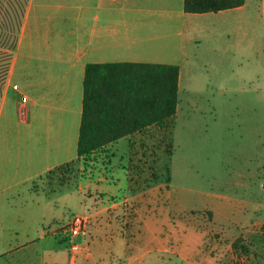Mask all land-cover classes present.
Listing matches in <instances>:
<instances>
[{
	"label": "crops",
	"instance_id": "1",
	"mask_svg": "<svg viewBox=\"0 0 264 264\" xmlns=\"http://www.w3.org/2000/svg\"><path fill=\"white\" fill-rule=\"evenodd\" d=\"M246 3L194 14L185 11V0H29L9 72L11 80L20 82L12 91L13 116L35 133L37 157L43 166L36 176L43 180L53 170L79 161L88 64L175 65L180 82L185 65L202 57L209 73L223 50L226 55L229 32L238 53ZM259 6L264 18V0H259ZM229 19L234 24L227 25ZM261 47L264 54V38ZM239 55L242 58V46ZM191 103L198 108L197 101ZM164 125L150 126L107 146L113 160L107 172L96 177L80 175L75 188H66L68 182H43L55 194L65 192L60 195L64 204L72 201L78 213L89 215L91 221L78 239L80 252L61 250L65 236L52 234L44 239L51 237L57 248L48 249L40 263L26 264H135L147 255L150 264L158 263V253L163 251L158 211L164 200L163 182L157 179L156 144ZM210 207L221 211L220 223L235 222L226 213L228 201ZM225 232L226 237L234 235ZM141 244L145 249L140 256ZM208 246L202 259L182 258L188 264L214 263L211 254L217 261L226 260L224 246L210 241Z\"/></svg>",
	"mask_w": 264,
	"mask_h": 264
},
{
	"label": "rangeland",
	"instance_id": "2",
	"mask_svg": "<svg viewBox=\"0 0 264 264\" xmlns=\"http://www.w3.org/2000/svg\"><path fill=\"white\" fill-rule=\"evenodd\" d=\"M228 34L226 55L223 50L209 73L202 57L183 68L177 113L156 144L164 200L158 211L163 251L157 264L202 259L209 241L226 248V260L211 254V264H264V18L259 0H247L242 10L238 53L234 35ZM8 76L0 97V264L40 263L57 248L44 236L81 214L72 201L64 204L60 195L65 192L55 194L43 182L75 188L80 175L96 177L113 160L105 147L86 164L79 160L38 178L43 166L35 133L13 116L12 91L20 82ZM227 201L226 213L235 222L220 223L221 211L210 206ZM225 231L233 232L232 238ZM144 249L142 244L137 249L140 256ZM145 258L135 264H150L151 256Z\"/></svg>",
	"mask_w": 264,
	"mask_h": 264
},
{
	"label": "trees",
	"instance_id": "3",
	"mask_svg": "<svg viewBox=\"0 0 264 264\" xmlns=\"http://www.w3.org/2000/svg\"><path fill=\"white\" fill-rule=\"evenodd\" d=\"M244 3L245 0H185V11L218 12ZM27 5L28 0H0V97ZM179 73L175 65L88 64L78 159L86 164L92 155L118 140L171 120L179 103Z\"/></svg>",
	"mask_w": 264,
	"mask_h": 264
},
{
	"label": "built area",
	"instance_id": "4",
	"mask_svg": "<svg viewBox=\"0 0 264 264\" xmlns=\"http://www.w3.org/2000/svg\"><path fill=\"white\" fill-rule=\"evenodd\" d=\"M90 221L91 217L87 214H75L67 223L59 225L53 234H63L69 252L78 253L82 249L78 239L86 234Z\"/></svg>",
	"mask_w": 264,
	"mask_h": 264
}]
</instances>
